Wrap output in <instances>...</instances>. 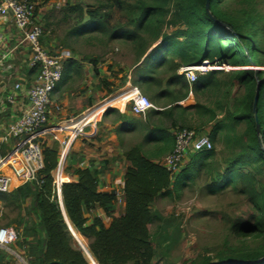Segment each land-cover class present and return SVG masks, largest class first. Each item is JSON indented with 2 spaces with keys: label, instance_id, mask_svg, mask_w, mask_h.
<instances>
[{
  "label": "trees",
  "instance_id": "16d2710c",
  "mask_svg": "<svg viewBox=\"0 0 264 264\" xmlns=\"http://www.w3.org/2000/svg\"><path fill=\"white\" fill-rule=\"evenodd\" d=\"M29 1L35 5L34 15L39 22L38 9L51 0ZM204 2L115 0L114 3H100L98 9L87 13L81 6L68 3L61 9V22L68 23L74 18L83 23L68 29L66 40L98 35L97 41L104 46L115 42L130 46L134 54L131 86L147 98L150 95L148 100L151 103L163 102L166 105L163 111L151 114V118L159 117L160 123L153 127L163 137L150 149L152 153L138 145L123 152L128 166L122 178L119 204L115 190H99L98 175L103 174L102 170L90 165L89 168L77 167L71 174L66 172L74 182L61 188L60 205L70 228L58 202L50 201L51 173L58 163L59 146L56 141L50 144L42 142L43 169L38 174L42 183L39 186L28 183L9 194H0V203L6 209L18 211L17 217H21L24 209L27 217L33 216L29 226L24 221L23 235H19L13 245L27 264H152L156 254L149 227L161 220L160 215L152 211L153 204L160 198L178 195L188 182L192 184L201 174L212 177V172L213 181L208 187L210 193L231 188L248 200L256 216L251 222H234L230 226L235 244L225 242L214 258L203 256L190 264H264V16L258 10L264 2L209 0L208 14ZM114 4L127 17L126 25L111 26L109 9ZM85 15L88 20L83 22ZM42 29L44 32L43 26ZM43 38L44 35L41 45L45 48ZM46 50L53 54L51 50ZM204 62L211 66L229 67V79L242 87L244 92L233 104L232 111L226 113L224 122L210 128L207 136L212 144L211 150L190 154L188 164L172 181L173 176L159 162H154L170 154L175 146V136L166 133L160 119L171 118L175 107V112L178 111L175 114L176 132L193 129L188 116L206 119L205 123L193 129L198 135L201 128L214 121L216 112L225 111L219 101L212 109L197 100L200 95L221 90L224 84L218 76L223 72L198 76L191 86H188L184 76L178 74L183 67L199 66ZM91 63L95 64L94 61ZM93 72L97 74L96 70ZM29 74L37 77L38 69H31ZM80 74L79 61L74 58L65 60L61 79L51 96ZM163 81L168 88L175 84L174 98L171 91H159ZM189 92L197 101L192 107L182 109L177 103L184 100ZM255 94L258 135L251 106ZM121 99L124 98H117L112 103L116 104ZM112 114L119 121L123 120L115 109L107 110L103 118ZM239 125H243L244 129L238 135L235 130ZM151 133L154 132L147 133V137ZM220 139L227 147L237 150L234 156L223 161V168L217 163L216 145ZM1 155L4 156V153ZM182 175L184 179L180 181ZM116 207H123L118 217L113 216ZM97 212L102 217H98ZM102 219L109 220L108 224L104 225ZM24 222L22 219L17 222L19 228ZM70 229L86 243L84 256L76 246ZM6 256L0 249V264L8 263Z\"/></svg>",
  "mask_w": 264,
  "mask_h": 264
},
{
  "label": "rangeland",
  "instance_id": "374dc122",
  "mask_svg": "<svg viewBox=\"0 0 264 264\" xmlns=\"http://www.w3.org/2000/svg\"><path fill=\"white\" fill-rule=\"evenodd\" d=\"M123 1L131 2V0ZM114 2L115 0H51L46 6L38 9V20L44 28V47L49 51L51 50L53 54L63 52L66 54L67 59L74 58L81 65V74L74 76L62 93L50 97L47 128L71 118L80 119L86 112L97 109L111 98L124 94L129 89L128 78H130V72L134 69V54L129 45L115 42L104 46L97 41L98 35L89 38H68L66 40L65 33L68 29L79 27L83 23L80 24L74 18L68 23L61 22L60 11L66 3L79 5L87 13L98 9L100 3L109 4ZM261 2H264V0H261ZM103 10L108 11V9H100L102 12ZM258 10L264 16V3L258 6ZM109 12L112 16L111 26L126 25L127 17L117 9L115 4L112 9H109ZM87 20L88 16L85 15L83 22ZM93 61L95 64L91 63ZM94 70L97 74L93 72ZM230 72L221 73L218 76L224 84L219 92L207 93L198 97V102L204 106L214 109V103L219 101L225 110L224 112H216L215 110L217 114L214 121L201 128L202 130L198 132V135L207 136L212 125L224 122L226 113L232 111L233 104L243 94V88L229 79ZM3 76L13 78V74L10 76L3 74ZM10 86H12V83ZM197 100L194 98L193 101H186L184 104L190 106ZM124 102L125 98L115 103L120 107ZM6 105L8 106L6 109L9 111L11 104L7 103ZM107 105L112 106L110 109H117L112 101ZM7 110L6 112H8ZM5 114L0 118V135L4 133L6 126L9 124V118L7 115L5 117ZM187 118L193 129L207 121L206 119L201 120L195 115ZM100 122L105 123L106 121H98L99 125ZM243 129L244 126L239 125L235 132L239 135ZM127 140L128 145L132 144V139ZM53 141L52 137L45 136L39 142L50 144ZM94 147V144H87L86 140H82V137L76 140L69 151L68 158L65 159V171L71 174L75 168H81V161L84 162L86 158V155L81 157V150L90 149V151H94ZM11 148L12 145H9V143L2 146L0 148V158L3 156L1 155L2 152L5 155ZM216 153L217 163L223 168V161L234 156L237 150L227 147L223 139H220L216 145ZM190 154L192 152L186 154V159L174 175L185 168ZM117 159H119V156ZM121 161L118 160V164L122 163ZM100 170L105 173L108 168L102 167ZM7 174L9 175V173ZM213 176L214 172H212V177L201 174L192 184L188 182V186L183 188L178 195H172L171 198H160L153 204L152 211L157 212L161 220L156 221L149 227L152 245L156 254L152 264H190L203 256L214 258L217 251L223 248L225 242L235 244V240L229 231L230 226L234 222H251L256 216V212L248 200L231 188L211 194L208 187L213 181ZM183 179L184 176L182 175L180 181H183ZM59 207L61 208L60 203ZM21 212V217H17L18 211L6 209L0 203V228L11 226L17 233L18 239L19 235H23L24 221L26 220L29 226L33 220L32 215L26 216L25 209ZM20 219L24 222L22 228H19L17 224ZM70 231L76 246L83 254L86 243L71 229ZM15 251L21 256L16 248ZM8 253L14 257L10 256L11 264H27L23 258H19L11 250Z\"/></svg>",
  "mask_w": 264,
  "mask_h": 264
},
{
  "label": "built area",
  "instance_id": "2783aa9c",
  "mask_svg": "<svg viewBox=\"0 0 264 264\" xmlns=\"http://www.w3.org/2000/svg\"><path fill=\"white\" fill-rule=\"evenodd\" d=\"M35 5L29 0H0V18L10 17L15 28L23 34V43L30 50V68H37L38 75L33 86L28 91V107L15 116L4 134L0 135V148L10 140H16L11 150L0 158V194H9L25 184L39 186L42 182L38 174L43 169L41 143L45 136H50L59 146V159L55 170L51 173L50 201L61 202V188L73 183V179L65 171L67 158L73 141L86 135V129L95 128L100 117L112 106H105L111 101L123 97V107L129 108L131 114L144 117L150 110L157 108L141 92L130 86L124 93L111 98L107 103L83 114L79 118L46 127L50 97L61 79L62 64L67 59L65 53L51 54L41 45L43 29L34 15ZM1 68V59H0ZM230 68L225 65L211 66L207 62L199 66L183 67L178 71L191 86L198 76L208 72L227 73ZM21 85L15 83L9 95L0 100L12 104L15 93ZM212 144L205 135H197L192 130H180L175 134L173 151L164 157L160 163L173 176L186 158L188 152L197 153L209 151ZM9 173V175L7 174ZM18 241V236L12 227L0 228V249H7Z\"/></svg>",
  "mask_w": 264,
  "mask_h": 264
},
{
  "label": "crops",
  "instance_id": "0c3cea01",
  "mask_svg": "<svg viewBox=\"0 0 264 264\" xmlns=\"http://www.w3.org/2000/svg\"><path fill=\"white\" fill-rule=\"evenodd\" d=\"M22 40H23V34L15 28L12 19L10 17H3V18L1 17L0 18V54H1L0 100L11 93L12 87L15 83H19L21 85L20 90L15 93L14 101L10 105L11 107L9 111L6 109V107H8L6 103L0 106V118H2V116L6 113L5 117L6 115L8 116L9 124L15 116H18L28 107V91L33 86L36 80V77L31 76L29 74L31 71L29 65L30 50L28 48V45L26 43H23ZM154 46L155 45H153L151 48H153ZM3 74H7L9 76L13 74V78H5ZM11 83L12 86H10ZM127 84L131 86L130 78H128ZM65 87H63L59 92L55 93L54 95L56 94L58 95L62 93ZM164 90L171 91L173 94L172 97L173 98L175 97V84L172 85L170 88H168L166 86L165 81H163V83L159 87V91H164ZM151 96H153V94ZM193 99L194 98L192 92H189L186 98L177 104L182 109L189 108L192 107L194 104L190 106L189 105L186 106V104L184 103L186 101H193ZM152 104L157 108V110L148 111L144 117H139L131 114L129 108L123 107L124 104L120 107L114 104L115 107H117V109L115 110L119 112V114L123 117V120L119 121L118 117L113 114L106 116V118H103L104 115L103 114L100 117L99 121L105 120L106 122L105 123L100 122V125L97 123L95 128L86 129V132L88 133L84 137H82V140H86L87 144L89 143L94 144L95 147L93 149L94 151L92 150L90 151V149H87L88 151L84 149L81 150L82 151L81 157L82 155H86L85 161L84 162L81 161L80 164L81 168H89L90 165L94 166V168L98 170L102 167L108 168L107 172L98 175L99 190L100 191L115 190L118 204L120 203L121 195H122L121 193L123 187L122 178L128 166V164L125 162L122 156L123 152L129 147L138 145V146H142L144 150L149 151V153H152L153 151L150 149H153L154 146L157 145L156 141L163 137L162 133H160L159 131H157L155 127H153L154 125L160 123L159 117L151 118V114L152 112L163 111V107L166 105H163V102H158L156 104L152 103ZM106 106H111V105L106 104ZM168 108L169 107H167L166 109ZM6 110L8 112H6ZM177 113L178 111L175 112V107H174L171 112V118L160 119L163 122L162 123L163 129H165L166 133L169 134L170 136H175L176 133L175 114ZM8 125L6 126V129ZM152 131L154 133H151L149 137H147V133ZM129 138L132 139L133 142L132 144L128 145L127 139ZM78 139L79 138L73 141L71 148ZM15 142L16 140H10L9 145L13 146ZM118 156L119 159H117ZM164 157L165 155H163L160 158H157L156 160L154 159L153 160L154 162L161 163ZM118 160H122L121 161L122 163L118 164L117 162ZM172 178H173L172 181H175V175H173ZM122 212H123V207L121 208L116 207L113 216L118 217L120 214H122ZM96 214L97 216L102 217V214L100 212L99 213L97 212ZM102 220L104 225L108 224L109 222V220L107 219H102ZM1 250L7 255H9L6 256V259H8L7 264L12 263L10 256L13 257L8 253L9 250L14 252L19 258L20 257L23 258L22 255L20 256L15 251V247L13 245L7 249H1Z\"/></svg>",
  "mask_w": 264,
  "mask_h": 264
},
{
  "label": "water",
  "instance_id": "95a60500",
  "mask_svg": "<svg viewBox=\"0 0 264 264\" xmlns=\"http://www.w3.org/2000/svg\"><path fill=\"white\" fill-rule=\"evenodd\" d=\"M208 1L209 0H205V2H204V9H205V12L208 14ZM255 92H257V88H255ZM252 105V111L254 112V121H255V131H256V134L258 135V133H259V129H258V126H257V124H256V115H255V107H256V104H257V94H255L254 96H253V98H252V103H251ZM62 214H63V216H64V219H65V222H66V224L68 225V222H67V219H66V217H65V213L63 212L64 210H63V207H62ZM68 227H69V225H68ZM94 262V261H93Z\"/></svg>",
  "mask_w": 264,
  "mask_h": 264
}]
</instances>
